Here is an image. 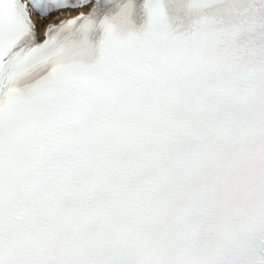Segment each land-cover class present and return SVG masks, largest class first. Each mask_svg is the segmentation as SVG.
I'll use <instances>...</instances> for the list:
<instances>
[{"label": "snow or ice", "instance_id": "6c2138e0", "mask_svg": "<svg viewBox=\"0 0 264 264\" xmlns=\"http://www.w3.org/2000/svg\"><path fill=\"white\" fill-rule=\"evenodd\" d=\"M0 264H264V0H0Z\"/></svg>", "mask_w": 264, "mask_h": 264}]
</instances>
